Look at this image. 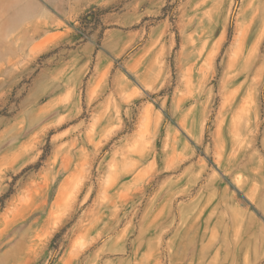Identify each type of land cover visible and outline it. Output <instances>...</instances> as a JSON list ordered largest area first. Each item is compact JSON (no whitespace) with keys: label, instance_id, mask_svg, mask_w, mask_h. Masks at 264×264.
<instances>
[{"label":"rangeland","instance_id":"rangeland-1","mask_svg":"<svg viewBox=\"0 0 264 264\" xmlns=\"http://www.w3.org/2000/svg\"><path fill=\"white\" fill-rule=\"evenodd\" d=\"M0 264H264V0H0Z\"/></svg>","mask_w":264,"mask_h":264}]
</instances>
